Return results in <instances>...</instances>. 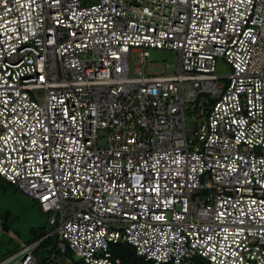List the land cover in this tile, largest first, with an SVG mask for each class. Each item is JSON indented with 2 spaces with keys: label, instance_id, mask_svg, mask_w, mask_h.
Wrapping results in <instances>:
<instances>
[{
  "label": "built area",
  "instance_id": "1",
  "mask_svg": "<svg viewBox=\"0 0 264 264\" xmlns=\"http://www.w3.org/2000/svg\"><path fill=\"white\" fill-rule=\"evenodd\" d=\"M0 179L50 228L0 264H264V0H0Z\"/></svg>",
  "mask_w": 264,
  "mask_h": 264
},
{
  "label": "rangeland",
  "instance_id": "2",
  "mask_svg": "<svg viewBox=\"0 0 264 264\" xmlns=\"http://www.w3.org/2000/svg\"><path fill=\"white\" fill-rule=\"evenodd\" d=\"M148 71L153 74H170L176 67L174 54L166 50L148 49ZM131 64H136L137 54H132ZM230 72L223 60L218 59L215 67L217 77H226ZM225 82L224 78L219 79ZM36 202L27 198L0 179V260L14 252L21 244L36 240L50 228ZM38 240V239H37ZM51 244L45 246L50 247Z\"/></svg>",
  "mask_w": 264,
  "mask_h": 264
},
{
  "label": "trees",
  "instance_id": "3",
  "mask_svg": "<svg viewBox=\"0 0 264 264\" xmlns=\"http://www.w3.org/2000/svg\"><path fill=\"white\" fill-rule=\"evenodd\" d=\"M46 220H47V218H46ZM43 235H39L36 238V240L41 238ZM32 241H34V240H32ZM49 244H50V241H48V240L44 241L42 243V245L40 246V248L36 252L37 256L39 255L40 252L45 251L44 250L45 246H47ZM110 253L113 257L120 258L122 260V262L125 264L128 262H133L134 264H152V263L144 261L143 259L137 258L134 255V253L131 251V249L126 245H121V244L113 245L110 247ZM56 262H57V264H63L62 261H60V260H57ZM77 264H80V263H77Z\"/></svg>",
  "mask_w": 264,
  "mask_h": 264
},
{
  "label": "crops",
  "instance_id": "4",
  "mask_svg": "<svg viewBox=\"0 0 264 264\" xmlns=\"http://www.w3.org/2000/svg\"><path fill=\"white\" fill-rule=\"evenodd\" d=\"M18 248H19V247H18ZM18 248H17V249H18ZM17 249H16V250H17ZM16 250H15V251H16ZM15 251H14V252H15ZM12 253H13V252H12Z\"/></svg>",
  "mask_w": 264,
  "mask_h": 264
}]
</instances>
